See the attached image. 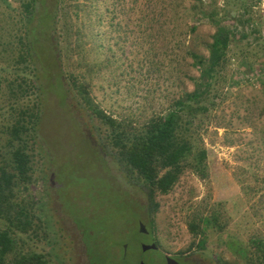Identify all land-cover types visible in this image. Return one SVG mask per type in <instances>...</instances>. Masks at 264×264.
<instances>
[{"label":"rangeland","instance_id":"obj_1","mask_svg":"<svg viewBox=\"0 0 264 264\" xmlns=\"http://www.w3.org/2000/svg\"><path fill=\"white\" fill-rule=\"evenodd\" d=\"M77 1L85 11L92 3L98 8L96 38L86 39L82 57V73L94 79L89 85L94 105L140 129L151 118L168 115L175 101L194 91L189 78L198 80L200 74L185 50L208 59L215 30L207 20L185 13L171 38L166 19L148 23V18L145 25L154 26L155 34L147 37L135 28L139 16L134 9L142 8V16L152 8L158 17L168 0ZM214 3L219 18L241 41L228 50L229 79L217 108L195 123L197 141L207 151L208 178L185 171L168 195H155L158 212L151 222L144 194L127 184L112 149L101 146L104 128L59 73L52 29L56 0H37L47 34L42 38L36 32L39 124L32 197L27 198L33 207L43 205L35 213H46V239L36 242L33 251L46 255L50 264H165L164 257L181 264H247L250 241H264V193L253 190L264 181V0H244L247 16L237 0L227 6L225 0ZM22 4L0 0V124L12 116L4 88L19 75L13 61ZM191 26L196 32L185 38ZM63 61L73 71L76 61L64 53ZM213 211L221 216V232L208 222ZM141 245L158 250L143 253Z\"/></svg>","mask_w":264,"mask_h":264},{"label":"trees","instance_id":"obj_2","mask_svg":"<svg viewBox=\"0 0 264 264\" xmlns=\"http://www.w3.org/2000/svg\"><path fill=\"white\" fill-rule=\"evenodd\" d=\"M67 1L71 2L70 12L66 11ZM73 1L77 3L73 4ZM188 1L189 6L186 8L185 0H168L170 5L158 17L155 9L149 8L148 14L142 16V8L134 9L139 16L135 28L147 37L154 28L150 24L149 28L145 25L148 18V23L166 19L167 22L163 23L167 30L165 32L172 38L175 22L183 21L185 13L193 15L195 20H207L215 30L211 44L207 45L208 59L185 50V55L193 61L194 68L200 74L198 80L189 78L195 85L194 91L184 93L175 101L168 115L153 117L140 129L107 115L94 105L90 97L89 85L94 79L88 80L82 73L83 64H86L82 57L87 52L86 39L89 36L96 38L93 25L98 8L95 3L86 7L85 11L77 0H56L57 6L52 16V29L56 28V49L60 53L59 73L78 103L104 128L105 143L101 142V146L112 149V157L127 184L144 194L151 222L158 212L155 195H168L185 171L194 172L202 180L208 178L207 151L197 141L199 127L195 123L201 122L217 108V100L222 99L223 88L229 79L225 72L229 62L228 50L241 41V36L237 37L233 27L219 18L220 10L216 8L214 0ZM237 1L238 10L244 11L247 16L244 0ZM232 2L225 0L226 6ZM19 14L20 36L16 39L18 47L13 61L19 75L4 88L8 90L7 108L12 116L10 122L5 120L0 124V264H50L46 255L33 251L36 242L46 239L43 232L46 224L42 220L46 213L44 216L41 211L35 213L36 207L38 209L43 205L38 207L36 203L33 207L27 198L32 197L30 187L35 173L34 154L39 124L36 32L42 38L46 36V19L38 12L37 0H23ZM195 32L196 27L191 26L183 32V36L186 38ZM151 33L155 34V30ZM63 53L64 58L76 61L73 71L65 68L67 65H64ZM93 68L97 70L96 65ZM26 71L29 77L25 75ZM257 182L261 181L257 179ZM261 183L262 187L253 189L254 192L264 193V181ZM220 218V214L215 211L208 215L210 227L221 232L223 227ZM203 222L199 220V223ZM190 230H193L192 227ZM29 242H32L31 245ZM250 246L253 251L247 258V264H264V241L254 238Z\"/></svg>","mask_w":264,"mask_h":264},{"label":"water","instance_id":"obj_3","mask_svg":"<svg viewBox=\"0 0 264 264\" xmlns=\"http://www.w3.org/2000/svg\"><path fill=\"white\" fill-rule=\"evenodd\" d=\"M140 249L143 253L148 252V251H157L158 250L156 245H141ZM140 264H142V263H140ZM165 264H179V263L173 258L165 257Z\"/></svg>","mask_w":264,"mask_h":264},{"label":"flooded vegetation","instance_id":"obj_4","mask_svg":"<svg viewBox=\"0 0 264 264\" xmlns=\"http://www.w3.org/2000/svg\"><path fill=\"white\" fill-rule=\"evenodd\" d=\"M147 203V201H146ZM142 235H148V232L144 228H140L139 230ZM179 264H181L178 260H176ZM164 262H165V257H164Z\"/></svg>","mask_w":264,"mask_h":264}]
</instances>
